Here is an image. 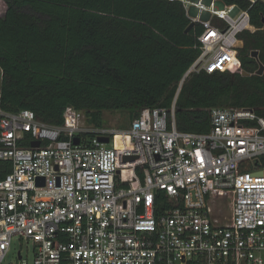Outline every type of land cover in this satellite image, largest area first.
<instances>
[{"label":"built area","instance_id":"2783aa9c","mask_svg":"<svg viewBox=\"0 0 264 264\" xmlns=\"http://www.w3.org/2000/svg\"><path fill=\"white\" fill-rule=\"evenodd\" d=\"M168 1L202 27L200 53L179 89L192 74H245L238 36L258 30L247 10ZM174 113L175 101L143 108L117 131L72 107L61 126L0 108V161L12 167L0 180V264L15 237L32 244L31 263L19 251L15 264H264V118L250 108H214L210 131L199 134L178 131ZM159 191L166 206L159 202L157 213ZM224 203L229 222L213 208Z\"/></svg>","mask_w":264,"mask_h":264},{"label":"trees","instance_id":"16d2710c","mask_svg":"<svg viewBox=\"0 0 264 264\" xmlns=\"http://www.w3.org/2000/svg\"><path fill=\"white\" fill-rule=\"evenodd\" d=\"M247 10L258 29L238 38L246 76L201 72L179 89L200 51L199 24L187 33L182 4L168 0H2L0 16V108L33 112L50 126L62 125L66 107L103 126L104 112L169 109L175 101L176 129L210 131V110L250 108L264 118V2L219 0ZM257 52L256 59L250 58ZM22 147L28 143L21 142ZM264 167V166H263ZM0 161V180L11 172ZM156 194L157 213L166 206ZM159 202H163L160 207Z\"/></svg>","mask_w":264,"mask_h":264},{"label":"rangeland","instance_id":"374dc122","mask_svg":"<svg viewBox=\"0 0 264 264\" xmlns=\"http://www.w3.org/2000/svg\"><path fill=\"white\" fill-rule=\"evenodd\" d=\"M5 11V5L0 0V16ZM133 118L127 111H117V112H104L102 114L103 127L114 129L117 131H123L128 129ZM215 214L218 215L219 212L224 216V221L229 222L230 220V207L227 203L220 205H213ZM21 251V255L28 263H31L32 259V244H26L25 242H20L18 238L12 239V247L9 254L6 256L3 264H15L17 262V253Z\"/></svg>","mask_w":264,"mask_h":264},{"label":"water","instance_id":"95a60500","mask_svg":"<svg viewBox=\"0 0 264 264\" xmlns=\"http://www.w3.org/2000/svg\"><path fill=\"white\" fill-rule=\"evenodd\" d=\"M190 1H193V2H197L198 0H190ZM205 2L206 3H209L210 2V0H205ZM218 4L222 7L223 6V2H221V1H219L218 2ZM189 15H191V16H195V11L193 10V9H190V11H189V13H188ZM209 19V14H204L202 17H201V20H203V21H206V20H208ZM262 24L264 25V19L262 20ZM193 27V23H190L189 25H188V27L186 28V30H185V33H187L191 28ZM257 56H258V53L257 52H252L251 53V57L252 58H257ZM263 71H264V68H263V66H259V68H258V70H257V72H256V75H258V76H260V75H262V73H263ZM247 74L245 73L243 76H246ZM99 142L100 143H103V144H108V142H109V139L108 138H100L99 139ZM39 145H40V143L38 142V141H34V142H32L31 144H30V146L32 147V148H37V147H39ZM74 145H78V140H77V138L74 140ZM135 158H129V157H127V158H124V161H130V160H134ZM37 185L38 186H42L43 185V179H37Z\"/></svg>","mask_w":264,"mask_h":264},{"label":"crops","instance_id":"0c3cea01","mask_svg":"<svg viewBox=\"0 0 264 264\" xmlns=\"http://www.w3.org/2000/svg\"><path fill=\"white\" fill-rule=\"evenodd\" d=\"M190 24V23H189ZM194 26V25H193ZM239 39V38H238ZM242 47V41L240 40L239 44H238V48Z\"/></svg>","mask_w":264,"mask_h":264}]
</instances>
